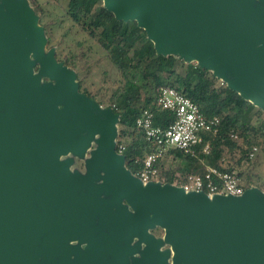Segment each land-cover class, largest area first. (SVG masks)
I'll return each mask as SVG.
<instances>
[{
    "label": "water",
    "instance_id": "1",
    "mask_svg": "<svg viewBox=\"0 0 264 264\" xmlns=\"http://www.w3.org/2000/svg\"><path fill=\"white\" fill-rule=\"evenodd\" d=\"M104 6L136 20L159 54L196 61L264 110V0ZM46 34L29 0H0V264H60L71 253L68 264H126L138 249V264H166L155 260L170 252L171 264H264V190L144 183L117 151L119 113L80 90ZM93 142L85 174L61 159L85 157Z\"/></svg>",
    "mask_w": 264,
    "mask_h": 264
},
{
    "label": "trees",
    "instance_id": "2",
    "mask_svg": "<svg viewBox=\"0 0 264 264\" xmlns=\"http://www.w3.org/2000/svg\"><path fill=\"white\" fill-rule=\"evenodd\" d=\"M100 2L101 0H69L66 12L74 23H81L87 28L93 26L95 30L101 28L102 34L97 41L125 81L123 90L112 95L110 106L120 115L119 122L123 128L119 136L127 137V140L119 139L125 145L123 153L127 167L133 173L137 172L142 168L146 155L156 148L146 138L144 130L136 124L141 110L151 109L154 112V124L162 127H167L175 119L172 110L161 109L156 104L157 89L165 85L174 86L189 96L207 118H220L218 132L202 133L203 140L197 146V154L174 148L168 150L156 163L161 167L166 181L173 182L174 177H177L183 182L189 173L205 172L207 164L220 166L225 151L240 153L238 163L250 161L249 151L253 144L260 143L253 141L252 135H259L264 142V112L258 109L261 117L254 123L252 112L257 107L254 103L222 84L211 70L197 62H185L179 56L159 54L146 30L136 20H119ZM91 14H94L93 18L87 23L85 19ZM90 34L93 35V30ZM178 64L184 67V71L177 69ZM149 81H154V85L148 84ZM142 92L144 102L138 104ZM206 142L211 145L208 155L201 152ZM169 156L179 160L178 167L182 172L171 167L165 168V160ZM226 169L234 170L230 166ZM237 173L245 187L258 186L264 190V182L257 184L245 179L243 172Z\"/></svg>",
    "mask_w": 264,
    "mask_h": 264
},
{
    "label": "rangeland",
    "instance_id": "3",
    "mask_svg": "<svg viewBox=\"0 0 264 264\" xmlns=\"http://www.w3.org/2000/svg\"><path fill=\"white\" fill-rule=\"evenodd\" d=\"M69 0H29L31 6L40 15V23L43 24L49 38L46 49L55 47L56 57L72 67L77 72V80L81 83L80 90L93 96L103 107H111L112 95L116 91L124 88L125 81L115 63L107 56L106 51L99 45L97 38L102 34L101 28L96 29L83 27V25L74 23L68 16L66 10ZM100 4H104L101 0ZM94 14L88 16L85 20L90 22ZM93 30V35L90 31ZM177 56V55H174ZM196 62V61H194ZM177 69L184 71L181 64ZM150 80V79H148ZM154 85V81H149ZM144 92L141 93L138 104L144 101ZM257 106L252 112L253 122L260 120ZM118 132L121 133L123 125L118 122ZM118 134V136H119ZM252 140L260 143L254 157L250 161L238 163L240 153L225 151V165L233 167L236 172H243L245 179L254 183L264 182V142L262 137L257 134L252 135ZM118 139L127 140L126 136H119ZM253 143V142H252ZM179 160L173 156L166 157L165 168H174L177 172H182L178 167Z\"/></svg>",
    "mask_w": 264,
    "mask_h": 264
},
{
    "label": "built area",
    "instance_id": "4",
    "mask_svg": "<svg viewBox=\"0 0 264 264\" xmlns=\"http://www.w3.org/2000/svg\"><path fill=\"white\" fill-rule=\"evenodd\" d=\"M222 84H225L221 80ZM156 104L161 109H169L175 113L174 121L167 127L154 124V112L149 108H143L136 120L138 127L145 132L146 138L151 141L156 148L149 152L143 161V166L134 174L144 183L149 181H160L166 183V177L162 173L160 166L156 163L164 157L170 149H180L193 155L197 154V146L203 140L202 133L205 131L218 132L220 118L215 116L207 118L201 111L199 105L189 96L184 95L174 86L165 85L157 89ZM125 145L117 140V151L123 153ZM258 149L253 145L249 151V157L255 156ZM205 155L210 154V142H206L201 150ZM225 158L222 157L219 165H206L203 173H189L183 182L174 177L173 182L182 186L186 191H204L208 195L214 194H242L245 187L235 170L226 169Z\"/></svg>",
    "mask_w": 264,
    "mask_h": 264
},
{
    "label": "flooded vegetation",
    "instance_id": "5",
    "mask_svg": "<svg viewBox=\"0 0 264 264\" xmlns=\"http://www.w3.org/2000/svg\"><path fill=\"white\" fill-rule=\"evenodd\" d=\"M51 81L49 78L47 77H43V82H49ZM88 96H90L91 98L95 99L93 96H91L90 94L86 93ZM96 100V99H95ZM97 101V100H96ZM98 102V101H97ZM99 103V102H98ZM96 147V144L95 142H93V145L90 147V149L87 151V154L85 157H79V156H76L74 155L73 153H69L67 156H62L61 159H65L67 157H72L73 158V162L72 164L70 165V168L71 170L74 172V171H79L83 174L86 173V158H88L90 156V151ZM148 232L153 236L155 237L156 239H160L163 237V233H164V229L162 227H160L159 225H155V226H152L148 229ZM137 241V239H135L132 244H134L135 242ZM70 242H72L73 244H77L78 243V240H71ZM82 248L85 247V244L82 243L81 244ZM142 247V245H141ZM139 247V248H141ZM167 248H169V245L167 244H162L159 246V249L161 250V252L165 251ZM141 250L138 249L136 252H134L133 254H130V255H127V260H126V264H135V261L133 260V258H137V263L139 262V260H141L142 258V254H141ZM66 257H69V258H66ZM66 257H63V258H66V259H63L61 260L60 264H68V261L70 258L73 257V254L71 253L69 256H66ZM54 259H58V258H61L60 256L56 255L53 257ZM103 261L107 264H118L119 261H110V256H103ZM98 259H94V261H97ZM165 261L166 264H171V252L169 254H163V256L161 257L160 256H157V260L155 261Z\"/></svg>",
    "mask_w": 264,
    "mask_h": 264
}]
</instances>
